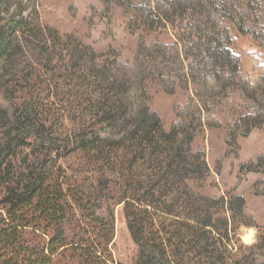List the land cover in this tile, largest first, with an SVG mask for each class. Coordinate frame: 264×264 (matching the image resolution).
I'll return each mask as SVG.
<instances>
[{"label": "trees", "instance_id": "trees-1", "mask_svg": "<svg viewBox=\"0 0 264 264\" xmlns=\"http://www.w3.org/2000/svg\"><path fill=\"white\" fill-rule=\"evenodd\" d=\"M45 1L0 0V264H122L110 253L120 205L134 264H264V240L239 238L254 222L245 197L213 195L193 147L206 128L236 143L264 124V67L243 71L226 27L264 47V0H100L91 20L119 27L123 9L139 43L132 61L96 62L85 108L76 89L94 50L26 17Z\"/></svg>", "mask_w": 264, "mask_h": 264}, {"label": "rangeland", "instance_id": "rangeland-1", "mask_svg": "<svg viewBox=\"0 0 264 264\" xmlns=\"http://www.w3.org/2000/svg\"><path fill=\"white\" fill-rule=\"evenodd\" d=\"M94 8L101 10L100 0H46L43 6L30 7L25 15L30 20H36L39 15L44 24L55 26L61 33L79 35L94 50L90 56V74L78 86L79 95L83 99L78 102L85 108L88 100L86 93L96 86V62L102 66L108 60L120 58L132 61L135 57L139 35L130 33L124 26V10H118L119 27H111L98 19L91 20ZM226 27L232 38L233 49L242 58V69L245 73H255L264 67V47L244 38L236 28L228 22ZM106 30L114 31V36H106ZM89 73V72H88ZM174 97L160 96L154 106L162 115L163 120L173 118L172 104ZM63 109L61 110V112ZM57 110L56 122H67L66 112ZM225 130L204 129L200 131L193 144L194 150L205 153L207 163L213 174V185L210 192L213 195L225 197L229 193L241 194L245 197L246 214L254 221L252 225H242L238 231L241 242L247 246L264 240V165L259 158L264 156V124L254 129L248 136H240L236 143H229ZM253 161L252 166L242 168L244 163ZM115 237L110 244L111 259L116 263L134 264L137 257V246L133 242L123 212V206L115 209Z\"/></svg>", "mask_w": 264, "mask_h": 264}]
</instances>
